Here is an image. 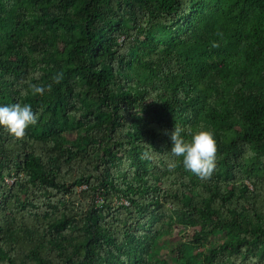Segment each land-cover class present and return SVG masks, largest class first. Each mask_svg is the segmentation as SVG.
Instances as JSON below:
<instances>
[{
  "label": "trees",
  "instance_id": "16d2710c",
  "mask_svg": "<svg viewBox=\"0 0 264 264\" xmlns=\"http://www.w3.org/2000/svg\"><path fill=\"white\" fill-rule=\"evenodd\" d=\"M229 7L0 0V104L38 116L24 137L0 126V264H170L171 233L176 264H264V0ZM70 121L87 129L33 132ZM198 126L217 144L207 178L170 152Z\"/></svg>",
  "mask_w": 264,
  "mask_h": 264
},
{
  "label": "clouds",
  "instance_id": "9594fccd",
  "mask_svg": "<svg viewBox=\"0 0 264 264\" xmlns=\"http://www.w3.org/2000/svg\"><path fill=\"white\" fill-rule=\"evenodd\" d=\"M59 79V77H57ZM38 91H43L39 88ZM37 113L30 103L14 102L0 104V126L17 138L25 136L26 128L37 122ZM181 128L172 132L173 144L170 152L173 157H180L183 166L201 178L212 175L216 167L217 144L214 133L203 126H198L190 137L182 135ZM176 160L169 161L170 168L176 167Z\"/></svg>",
  "mask_w": 264,
  "mask_h": 264
},
{
  "label": "rangeland",
  "instance_id": "374dc122",
  "mask_svg": "<svg viewBox=\"0 0 264 264\" xmlns=\"http://www.w3.org/2000/svg\"><path fill=\"white\" fill-rule=\"evenodd\" d=\"M229 3H231V0H223V11L227 14H229ZM228 21H232L233 23L237 22L236 18H225ZM239 43H234L225 48L224 50V57L226 58L227 61H229L230 64L233 66L241 61L240 55H239ZM200 54V52H198ZM205 61L208 62V58L205 59ZM211 60H209L210 62ZM236 67V66H235ZM87 129V126L82 123V122H67L64 123L62 128L60 130L57 129H50L46 128L44 123H39L36 126L33 127V132L37 136H42V135H49V134H61V135H76L80 132H84ZM224 237L221 236L220 234H217L214 239H211L208 242H203L201 244L197 245H192L190 247V252L191 253H197V252H207L212 245L217 244L219 241L223 240ZM181 240L180 235H175L174 233L168 234L164 236L161 240H159L158 245H157V250H158V255L159 258H167V260L170 261V264H176L171 257L179 247ZM170 256V257H168Z\"/></svg>",
  "mask_w": 264,
  "mask_h": 264
}]
</instances>
